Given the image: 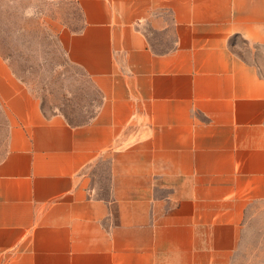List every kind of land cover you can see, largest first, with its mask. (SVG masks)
<instances>
[{"label":"crops","instance_id":"obj_1","mask_svg":"<svg viewBox=\"0 0 264 264\" xmlns=\"http://www.w3.org/2000/svg\"><path fill=\"white\" fill-rule=\"evenodd\" d=\"M62 1L100 105L78 124L45 113L0 55V264H234L264 206V73L233 40L264 59V0Z\"/></svg>","mask_w":264,"mask_h":264},{"label":"rangeland","instance_id":"obj_2","mask_svg":"<svg viewBox=\"0 0 264 264\" xmlns=\"http://www.w3.org/2000/svg\"><path fill=\"white\" fill-rule=\"evenodd\" d=\"M78 7L62 0H0V55L40 98L47 114L62 113L75 124L90 120L101 96L90 77L69 61L63 31L81 26ZM234 49L247 59H264L257 45L241 38ZM9 119L0 101V159L6 150ZM109 160L102 158L92 169L97 194L109 189ZM264 262V206L249 208L234 264Z\"/></svg>","mask_w":264,"mask_h":264},{"label":"trees","instance_id":"obj_3","mask_svg":"<svg viewBox=\"0 0 264 264\" xmlns=\"http://www.w3.org/2000/svg\"><path fill=\"white\" fill-rule=\"evenodd\" d=\"M72 123V122H71Z\"/></svg>","mask_w":264,"mask_h":264}]
</instances>
